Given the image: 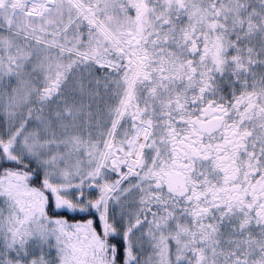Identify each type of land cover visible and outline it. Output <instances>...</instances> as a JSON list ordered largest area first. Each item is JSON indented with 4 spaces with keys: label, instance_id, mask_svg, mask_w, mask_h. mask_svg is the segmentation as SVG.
I'll return each instance as SVG.
<instances>
[{
    "label": "snow or ice",
    "instance_id": "snow-or-ice-1",
    "mask_svg": "<svg viewBox=\"0 0 264 264\" xmlns=\"http://www.w3.org/2000/svg\"><path fill=\"white\" fill-rule=\"evenodd\" d=\"M0 264H264V0H0Z\"/></svg>",
    "mask_w": 264,
    "mask_h": 264
}]
</instances>
